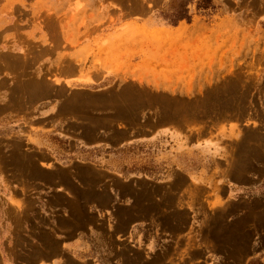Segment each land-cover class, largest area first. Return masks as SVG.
Returning a JSON list of instances; mask_svg holds the SVG:
<instances>
[{"label":"rangeland","instance_id":"1","mask_svg":"<svg viewBox=\"0 0 264 264\" xmlns=\"http://www.w3.org/2000/svg\"><path fill=\"white\" fill-rule=\"evenodd\" d=\"M201 1L0 0V264H264V0Z\"/></svg>","mask_w":264,"mask_h":264},{"label":"trees","instance_id":"2","mask_svg":"<svg viewBox=\"0 0 264 264\" xmlns=\"http://www.w3.org/2000/svg\"><path fill=\"white\" fill-rule=\"evenodd\" d=\"M186 1L180 2L178 8L175 10L173 14H171L170 20L173 23H177L181 19H191V16L189 15V11L187 9V4H185ZM199 8L208 10L213 8L212 6V0H202L199 4Z\"/></svg>","mask_w":264,"mask_h":264},{"label":"crops","instance_id":"3","mask_svg":"<svg viewBox=\"0 0 264 264\" xmlns=\"http://www.w3.org/2000/svg\"><path fill=\"white\" fill-rule=\"evenodd\" d=\"M63 80V83L64 84H71L72 82H71V80H73V77H65V78H63V77H57V83H59L60 81H62ZM40 264H42V263H40Z\"/></svg>","mask_w":264,"mask_h":264},{"label":"bare ground","instance_id":"4","mask_svg":"<svg viewBox=\"0 0 264 264\" xmlns=\"http://www.w3.org/2000/svg\"><path fill=\"white\" fill-rule=\"evenodd\" d=\"M55 22V21H54ZM51 23V22H50ZM44 51V50H43ZM30 83V82H29ZM42 251V250H41Z\"/></svg>","mask_w":264,"mask_h":264}]
</instances>
